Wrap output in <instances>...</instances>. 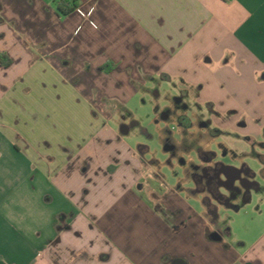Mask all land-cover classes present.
I'll return each mask as SVG.
<instances>
[{"label": "crops", "instance_id": "0c3cea01", "mask_svg": "<svg viewBox=\"0 0 264 264\" xmlns=\"http://www.w3.org/2000/svg\"><path fill=\"white\" fill-rule=\"evenodd\" d=\"M79 3L91 6L98 28L73 23L90 30L76 41L67 23L75 12L61 20L43 0H0V53L12 59L0 64V84L8 70L24 82L17 63L25 58L28 72L50 74L66 92L55 97L63 103H23V87L6 117L0 103V264H264V229L255 232V219L239 227L259 183L228 198L229 183L216 190L211 175L219 168L230 179L238 166L214 158H202L194 180L149 181L148 147H132L125 136L133 126L111 118L133 83L177 77L185 92L211 83L215 61L227 65L215 76L252 92L247 124L262 114L264 0ZM198 61L202 79L192 71ZM94 92L109 115L88 102Z\"/></svg>", "mask_w": 264, "mask_h": 264}, {"label": "rangeland", "instance_id": "374dc122", "mask_svg": "<svg viewBox=\"0 0 264 264\" xmlns=\"http://www.w3.org/2000/svg\"><path fill=\"white\" fill-rule=\"evenodd\" d=\"M43 1L55 9L61 20L73 12L76 13L67 22L68 38L77 37L76 41H78L81 37H90L88 28L81 30V25L77 27L72 25L77 21L81 22L85 19L88 20L89 25L98 28L91 17V6L81 7L80 0H65L72 6V10L65 15L58 13V5L63 0ZM22 59L17 63V67L19 71L27 73L24 82L21 83V77L16 76L15 70H8L0 84V103L3 105L7 103L9 106L5 108V117L12 115V103H17L14 94L23 87L26 88V90L22 89L26 93L23 103H63L64 101H57L55 97L58 94L64 95L65 87L54 82L50 74L32 70L28 72L30 62L28 59ZM37 60H33L32 64L37 63ZM202 64L204 65L200 61L194 62L192 67V71L200 79L204 78ZM210 66L211 83L205 86L201 85L202 82L190 85L185 92L187 86L183 87L182 80L177 77L156 75L145 77L143 84L133 83L132 89L126 95V106L116 108L111 118L115 116L113 123L126 119L133 126L130 135L125 136V140L132 147L138 150L140 145L148 147L149 150L143 153V157L150 168L154 169V172L146 173L149 181L155 178L162 179L169 185H177L188 179L194 180L193 173L199 169L202 158L212 157L223 164H232L242 169L250 166L252 170L249 179L259 183L261 188L260 190L254 188L252 201L241 208L243 220L239 227L243 228L244 224L253 223L255 219V232H260L264 229V111H261L262 114L258 117L252 116L247 124L248 114L255 115L254 103L245 100L252 98V92L232 85L229 80L213 74L223 66H227L223 65V62L215 61ZM67 90L70 95L69 86ZM48 93L52 95L44 101L43 96ZM68 97L69 99L66 97L65 100L71 99V96ZM88 102L102 115L107 116L108 112H111L107 109L105 98L97 92L88 96ZM210 103H217L222 113L216 112ZM117 123V127L120 128V124ZM190 127L192 128L189 129ZM252 135L255 141L250 137ZM168 141L172 142L175 148L168 149ZM178 148L184 150L182 155ZM201 148L205 150L203 155L199 150ZM182 160L185 163H182ZM136 188L139 190V187ZM142 194L138 195L142 196ZM230 214L235 217L234 212L231 211Z\"/></svg>", "mask_w": 264, "mask_h": 264}, {"label": "flooded vegetation", "instance_id": "af4514ba", "mask_svg": "<svg viewBox=\"0 0 264 264\" xmlns=\"http://www.w3.org/2000/svg\"><path fill=\"white\" fill-rule=\"evenodd\" d=\"M167 148L168 149H172V148H175V145L172 144V142L168 141V144H167ZM200 150V153L203 155V153H205V150L203 151L202 148L199 149ZM212 153V152H211ZM213 154V153H212ZM215 155V154H214ZM206 156V155H205ZM208 159H213L212 157L208 158ZM219 170V168H218ZM218 170L215 169L213 172H212V183L214 184V187L216 188V190L219 188V185H222L224 183H229V186L231 187L230 189V193H229V196L228 198L232 197V196H238V195H243V197L245 198L246 196L249 195V192L251 190V186L255 184V186H257V182H252L250 181V177H251V171L248 167H244L243 168V173H242V183L243 185H245L247 188H245L244 186L243 187H239L237 185H235V183L233 184V182H230V179H222L218 173ZM238 173L236 171V173L233 174L232 178L237 176ZM219 194V193H218ZM220 195V194H219ZM222 197V196H221Z\"/></svg>", "mask_w": 264, "mask_h": 264}, {"label": "trees", "instance_id": "16d2710c", "mask_svg": "<svg viewBox=\"0 0 264 264\" xmlns=\"http://www.w3.org/2000/svg\"><path fill=\"white\" fill-rule=\"evenodd\" d=\"M74 3H76L74 1ZM72 10V6L65 2V0L61 1L58 5V13L60 15L68 14ZM12 63V59H10L5 53H0V64L8 67Z\"/></svg>", "mask_w": 264, "mask_h": 264}, {"label": "water", "instance_id": "95a60500", "mask_svg": "<svg viewBox=\"0 0 264 264\" xmlns=\"http://www.w3.org/2000/svg\"><path fill=\"white\" fill-rule=\"evenodd\" d=\"M235 169H236V171H237V173H238V175L237 176H235V177H233V178H231L230 179V182H233V184L235 183V182H238V184L239 185H237V186H239V187H245V188H247L245 185H243V181H242V173H243V169L241 168V167H234ZM231 190V189H230ZM219 194H220V196H225V194H223V193H221L220 191H219ZM229 196V195H228ZM218 238V237H217Z\"/></svg>", "mask_w": 264, "mask_h": 264}]
</instances>
